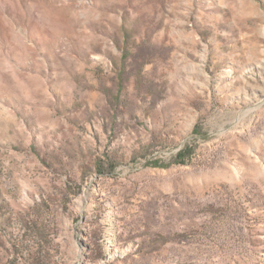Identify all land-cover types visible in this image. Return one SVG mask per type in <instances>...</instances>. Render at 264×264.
Here are the masks:
<instances>
[{
    "label": "rangeland",
    "instance_id": "1",
    "mask_svg": "<svg viewBox=\"0 0 264 264\" xmlns=\"http://www.w3.org/2000/svg\"><path fill=\"white\" fill-rule=\"evenodd\" d=\"M0 264H264V0H0Z\"/></svg>",
    "mask_w": 264,
    "mask_h": 264
},
{
    "label": "trees",
    "instance_id": "2",
    "mask_svg": "<svg viewBox=\"0 0 264 264\" xmlns=\"http://www.w3.org/2000/svg\"><path fill=\"white\" fill-rule=\"evenodd\" d=\"M188 154L189 153H188V150L187 149L180 150L176 154V160H178L179 163H183L182 158L185 157V156H187Z\"/></svg>",
    "mask_w": 264,
    "mask_h": 264
}]
</instances>
